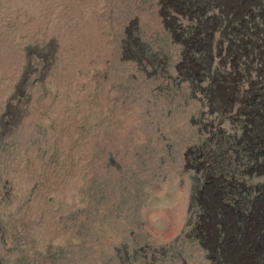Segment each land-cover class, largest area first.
I'll list each match as a JSON object with an SVG mask.
<instances>
[{"label":"rangeland","instance_id":"1","mask_svg":"<svg viewBox=\"0 0 264 264\" xmlns=\"http://www.w3.org/2000/svg\"><path fill=\"white\" fill-rule=\"evenodd\" d=\"M227 4L0 0V264H226L219 227L254 245L264 56L236 29L186 66L189 27Z\"/></svg>","mask_w":264,"mask_h":264},{"label":"trees","instance_id":"2","mask_svg":"<svg viewBox=\"0 0 264 264\" xmlns=\"http://www.w3.org/2000/svg\"><path fill=\"white\" fill-rule=\"evenodd\" d=\"M179 9L184 12L182 8ZM196 9V6L192 8L194 13H196ZM214 11L212 13L215 14L211 13L209 16H202L203 21L192 23L189 27V32L186 33L189 36L186 37V39L189 38L187 44L197 46V49L192 46L194 47L192 50V53H194L192 61L190 63L186 62V66L190 71L193 73L196 71L199 74L209 71L214 64L213 57H215V51H220L221 49L223 51V43L218 44V37H222L224 44H227L232 38V33L235 34L237 32L236 29L241 32L240 38L242 40L246 42L251 41L253 45L255 44L257 54L264 56V23L256 24L254 20L256 17V4L254 0H228V4L222 10L216 8ZM251 19L254 21L253 29H251ZM162 34H164L166 40L170 36L167 30H163ZM168 47L166 46V48ZM165 54H167V49L164 50L163 58L168 56ZM198 70L199 72H197ZM215 82L217 87L221 88L225 82L224 77L220 80H215ZM261 111L263 112L264 108ZM261 116H259L260 118L257 122H250L249 126L245 129L246 134L251 138L250 140H245V142L249 147H255L258 152L264 151V122L261 123ZM262 120L264 121V119ZM240 228H242L241 225ZM250 230L248 228L247 232H250ZM254 233L256 241L253 245V243H250L249 236L244 231L243 238L247 236L246 239H248L249 245L246 244L243 249H241L243 239L234 238L230 240L220 227L218 232L216 229L210 233V236L212 237L216 251L226 261L224 263L264 264V228H256Z\"/></svg>","mask_w":264,"mask_h":264}]
</instances>
